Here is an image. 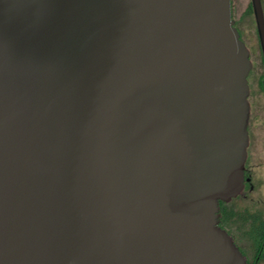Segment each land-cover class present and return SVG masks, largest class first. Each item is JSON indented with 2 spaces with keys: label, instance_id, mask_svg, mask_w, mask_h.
I'll use <instances>...</instances> for the list:
<instances>
[{
  "label": "water",
  "instance_id": "obj_1",
  "mask_svg": "<svg viewBox=\"0 0 264 264\" xmlns=\"http://www.w3.org/2000/svg\"><path fill=\"white\" fill-rule=\"evenodd\" d=\"M234 24L231 0H0V264H248L219 225L249 145Z\"/></svg>",
  "mask_w": 264,
  "mask_h": 264
},
{
  "label": "rangeland",
  "instance_id": "obj_2",
  "mask_svg": "<svg viewBox=\"0 0 264 264\" xmlns=\"http://www.w3.org/2000/svg\"><path fill=\"white\" fill-rule=\"evenodd\" d=\"M262 2L264 6V0ZM231 4L232 18L235 20L234 25L249 51L248 59L251 63V68L247 75L249 86L247 101L250 109V133H248L250 144L247 163L251 166L257 188L253 192L254 203L241 198H236L230 202L229 207L234 209L235 215L230 216L233 223L228 222V224L237 233L240 244L252 255L254 253L253 245L247 237L248 232L251 231V225L243 209L249 208L253 210L252 213L259 211L261 215H264V87L262 85L264 59L255 16L251 8V0H231ZM225 218L226 221L230 220L228 217ZM258 264H264V260H261Z\"/></svg>",
  "mask_w": 264,
  "mask_h": 264
},
{
  "label": "flooded vegetation",
  "instance_id": "obj_3",
  "mask_svg": "<svg viewBox=\"0 0 264 264\" xmlns=\"http://www.w3.org/2000/svg\"><path fill=\"white\" fill-rule=\"evenodd\" d=\"M264 8V6H263ZM261 46V45H260ZM264 79V77H263ZM262 79V83H263ZM248 131L250 133V124L248 125ZM250 144V142H249ZM249 159V145L247 147V161H246V167H245V179H244V187L242 193L238 194L237 196L233 197L229 201H220V217H219V225L224 228L234 239L235 244L239 247L241 252L246 256L248 264H254L256 259V252H257V237L258 233L263 235L264 239V215L260 214L259 211L250 210L249 208H244V212L246 213V217L248 218L249 224L251 225V231L248 232V239H250L251 244L253 245L254 253L250 255L248 251L242 246L238 240V235L235 233L229 226L228 222H232V219H230V216L232 217L235 215V211L233 208L229 207V204L231 201H233L236 198H241L243 200H248L250 203H254V191L256 190V182L254 181V174L252 172L251 166L247 163ZM251 212V213H249ZM228 217L230 220L226 221V218ZM227 218V219H228ZM258 230V231H256Z\"/></svg>",
  "mask_w": 264,
  "mask_h": 264
},
{
  "label": "trees",
  "instance_id": "obj_4",
  "mask_svg": "<svg viewBox=\"0 0 264 264\" xmlns=\"http://www.w3.org/2000/svg\"><path fill=\"white\" fill-rule=\"evenodd\" d=\"M251 8H252V4H251ZM252 10H253V8H252ZM262 85H263V83H262ZM256 231H258V230H256ZM256 242H257V252H256L257 254H256V259L254 261L255 262L254 264H258L261 260H264V239H263L262 234L258 233V237H257Z\"/></svg>",
  "mask_w": 264,
  "mask_h": 264
}]
</instances>
